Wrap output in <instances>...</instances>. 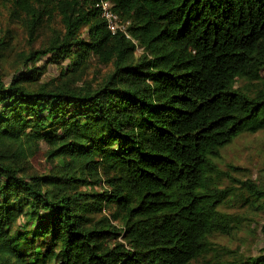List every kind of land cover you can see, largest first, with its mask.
I'll list each match as a JSON object with an SVG mask.
<instances>
[{
    "label": "trees",
    "instance_id": "obj_1",
    "mask_svg": "<svg viewBox=\"0 0 264 264\" xmlns=\"http://www.w3.org/2000/svg\"><path fill=\"white\" fill-rule=\"evenodd\" d=\"M110 1L134 41L97 0H0L32 39L58 17L24 61L71 75L0 78V264H190L241 229L234 196L264 210L263 184L223 188L219 166L264 131V0ZM92 57L111 72L77 85ZM240 264H264V241Z\"/></svg>",
    "mask_w": 264,
    "mask_h": 264
},
{
    "label": "rangeland",
    "instance_id": "obj_2",
    "mask_svg": "<svg viewBox=\"0 0 264 264\" xmlns=\"http://www.w3.org/2000/svg\"><path fill=\"white\" fill-rule=\"evenodd\" d=\"M60 26L56 15L45 16L41 28L38 30L39 38L32 39L28 34L23 17L18 18L12 14L9 5L0 3V78L6 83L10 81L17 71H39L38 83H59L66 78H71L70 72L62 75L61 64L49 63V58L37 60L35 63L24 61V55L32 49L38 50L50 36V30ZM142 49L138 48L136 55H141ZM90 65L84 72L76 77L80 80L77 85L92 84L96 86L111 70V64L101 63L98 58L92 57ZM70 75V76H69ZM45 159L31 158L29 165L33 171L43 173ZM237 167L233 170L230 166ZM219 166L228 172V177L220 181L221 187L234 186L237 179L250 177L264 185V131L243 133L222 150ZM223 210L236 214L241 225L240 230L232 235L215 236L212 248L199 259L190 264H240L248 256L259 253L264 241V210L249 207L243 204L241 197L234 196ZM43 237L37 238L39 245Z\"/></svg>",
    "mask_w": 264,
    "mask_h": 264
},
{
    "label": "built area",
    "instance_id": "obj_3",
    "mask_svg": "<svg viewBox=\"0 0 264 264\" xmlns=\"http://www.w3.org/2000/svg\"><path fill=\"white\" fill-rule=\"evenodd\" d=\"M96 5L100 10L101 17L107 23V26L112 31V33L120 32L124 34L127 38L132 39L127 30L129 22L123 21L120 16L115 12L114 3L112 1L97 0Z\"/></svg>",
    "mask_w": 264,
    "mask_h": 264
}]
</instances>
